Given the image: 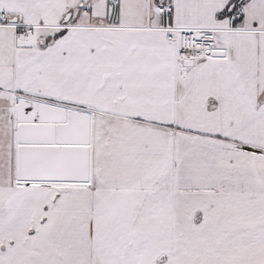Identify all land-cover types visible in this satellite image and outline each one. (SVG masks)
<instances>
[{"label": "snow or ice", "instance_id": "snow-or-ice-1", "mask_svg": "<svg viewBox=\"0 0 264 264\" xmlns=\"http://www.w3.org/2000/svg\"><path fill=\"white\" fill-rule=\"evenodd\" d=\"M0 264H264V0H0Z\"/></svg>", "mask_w": 264, "mask_h": 264}]
</instances>
